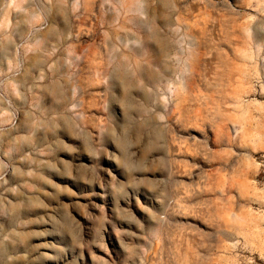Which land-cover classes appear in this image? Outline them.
Masks as SVG:
<instances>
[{
  "label": "rangeland",
  "instance_id": "obj_1",
  "mask_svg": "<svg viewBox=\"0 0 264 264\" xmlns=\"http://www.w3.org/2000/svg\"><path fill=\"white\" fill-rule=\"evenodd\" d=\"M0 250L264 264V0H0Z\"/></svg>",
  "mask_w": 264,
  "mask_h": 264
},
{
  "label": "bare ground",
  "instance_id": "obj_2",
  "mask_svg": "<svg viewBox=\"0 0 264 264\" xmlns=\"http://www.w3.org/2000/svg\"><path fill=\"white\" fill-rule=\"evenodd\" d=\"M164 45L165 44L163 42V46ZM163 46H162V43H161V52L164 49ZM114 79H115V81L117 83H119L121 85V87L123 89H125V95H126V84H127V82H126L127 81L126 72L119 71V73L117 75H115V78ZM156 79H157V76L154 75V74L147 75V80L150 81L151 83L152 82H155ZM62 89H63L62 86L55 85V86H53L52 91H53L54 95L57 97L61 93ZM142 98H143L144 101L147 102V101H149L150 94L148 92H146V91H143L142 92ZM56 102H57V99L54 102V105L55 106L57 104ZM124 102H126L125 103L126 104V107H125L126 108V122H128L129 121V118H130V113H131L132 108H131L130 103H129V101H128V99L126 97L124 98ZM63 123H64V125H63L64 126V129L65 130H69L71 126L68 123H65L64 121H63ZM148 125H149V120L146 119L136 129H137V131H139L141 129H144ZM152 136H153L152 137V141L149 143L148 146H149L150 149L157 150V149L160 148V145H158V141L160 139V132L158 130H155L154 129V131L152 133ZM117 146L120 149V151L122 152V156H121V164H122V166L124 168H127L130 171V164H129V161L127 160V157H126V143H125V141H123V140L118 141ZM123 193H124L123 191L120 192L121 195H123ZM36 205H37V201L34 198H30V199H28L26 201V207L27 208H34ZM13 212L15 214L18 213L19 212V208L16 207V206H14L13 207ZM28 238H29V236L27 234H24L23 233L22 236L16 238V240L19 241V242H22V241H26ZM9 248H11L10 245H9Z\"/></svg>",
  "mask_w": 264,
  "mask_h": 264
}]
</instances>
